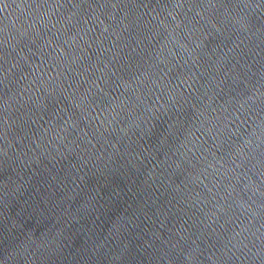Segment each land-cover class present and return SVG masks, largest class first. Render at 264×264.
<instances>
[{"label":"water","instance_id":"obj_1","mask_svg":"<svg viewBox=\"0 0 264 264\" xmlns=\"http://www.w3.org/2000/svg\"><path fill=\"white\" fill-rule=\"evenodd\" d=\"M0 264H264V0H0Z\"/></svg>","mask_w":264,"mask_h":264}]
</instances>
